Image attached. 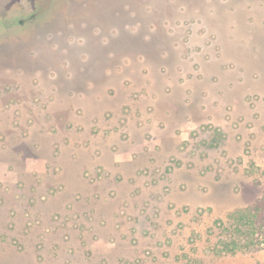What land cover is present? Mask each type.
Listing matches in <instances>:
<instances>
[{
  "label": "rangeland",
  "instance_id": "1",
  "mask_svg": "<svg viewBox=\"0 0 264 264\" xmlns=\"http://www.w3.org/2000/svg\"><path fill=\"white\" fill-rule=\"evenodd\" d=\"M0 264H264V0H0Z\"/></svg>",
  "mask_w": 264,
  "mask_h": 264
},
{
  "label": "flooded vegetation",
  "instance_id": "2",
  "mask_svg": "<svg viewBox=\"0 0 264 264\" xmlns=\"http://www.w3.org/2000/svg\"><path fill=\"white\" fill-rule=\"evenodd\" d=\"M46 8V4H43L42 6H41V8H40V10L38 11V13L37 14H40V13H42L43 12V10ZM36 15V14H35ZM34 16V15H33Z\"/></svg>",
  "mask_w": 264,
  "mask_h": 264
}]
</instances>
